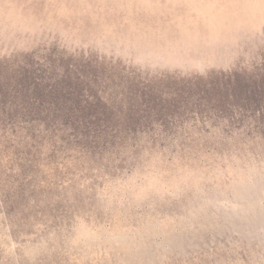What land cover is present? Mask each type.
Masks as SVG:
<instances>
[{"label":"rangeland","instance_id":"374dc122","mask_svg":"<svg viewBox=\"0 0 264 264\" xmlns=\"http://www.w3.org/2000/svg\"><path fill=\"white\" fill-rule=\"evenodd\" d=\"M0 264H264V0H0Z\"/></svg>","mask_w":264,"mask_h":264}]
</instances>
